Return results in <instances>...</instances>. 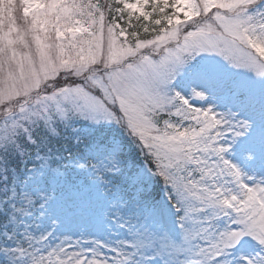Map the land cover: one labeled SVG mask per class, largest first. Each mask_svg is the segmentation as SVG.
<instances>
[{"label":"snow or ice","instance_id":"snow-or-ice-1","mask_svg":"<svg viewBox=\"0 0 264 264\" xmlns=\"http://www.w3.org/2000/svg\"><path fill=\"white\" fill-rule=\"evenodd\" d=\"M64 72L82 83L48 84ZM33 96L119 125L131 147L91 164L103 194L69 186L43 234L5 233L0 264H186L167 229L193 264L244 244L264 264V0H0V105ZM108 197L135 210L126 231L108 228ZM69 215L87 221L75 238Z\"/></svg>","mask_w":264,"mask_h":264},{"label":"rangeland","instance_id":"rangeland-1","mask_svg":"<svg viewBox=\"0 0 264 264\" xmlns=\"http://www.w3.org/2000/svg\"><path fill=\"white\" fill-rule=\"evenodd\" d=\"M74 83L82 81L71 72L61 73L57 81L48 82L54 87ZM43 90L51 93L53 89L45 85ZM35 99L33 96L11 105H0V240L5 239V233L11 234L13 240L9 243L12 246L17 241L24 243L21 234L25 231L38 237L50 228L56 202L66 195L69 186H84L92 193L103 194L105 186L96 179L91 164L106 156L114 141L121 142L125 150L131 147L128 136L119 125L105 120L97 122L95 118L74 110L61 114L55 103H35ZM22 106L23 111L20 110ZM7 108L11 111H5ZM60 136H63L62 140ZM132 151L135 153L134 148ZM47 196L56 199L45 204ZM107 201L104 213L111 231H126L118 229L117 225L128 220L136 223L131 205L122 207L120 203L112 202L111 197ZM41 204H45L43 209ZM86 223L79 215L62 219L66 234L74 238ZM167 232L173 243L187 249L183 254L186 264H193L196 248L184 244V234L179 229H167ZM84 235H90V232L84 231ZM111 239L135 237L121 234ZM143 251L150 250L145 248ZM258 251V245L244 244L228 259L231 264H245L243 257H253Z\"/></svg>","mask_w":264,"mask_h":264},{"label":"trees","instance_id":"trees-1","mask_svg":"<svg viewBox=\"0 0 264 264\" xmlns=\"http://www.w3.org/2000/svg\"><path fill=\"white\" fill-rule=\"evenodd\" d=\"M60 138H61V140H62V139H63V136H60ZM60 138H59V139H60Z\"/></svg>","mask_w":264,"mask_h":264}]
</instances>
